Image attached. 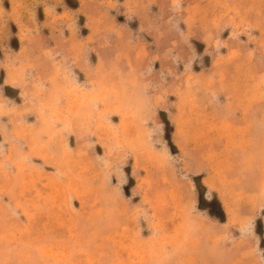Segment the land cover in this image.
Returning <instances> with one entry per match:
<instances>
[{"label": "rangeland", "instance_id": "obj_1", "mask_svg": "<svg viewBox=\"0 0 264 264\" xmlns=\"http://www.w3.org/2000/svg\"><path fill=\"white\" fill-rule=\"evenodd\" d=\"M0 264H264V0H0Z\"/></svg>", "mask_w": 264, "mask_h": 264}, {"label": "trees", "instance_id": "obj_2", "mask_svg": "<svg viewBox=\"0 0 264 264\" xmlns=\"http://www.w3.org/2000/svg\"><path fill=\"white\" fill-rule=\"evenodd\" d=\"M220 211H222V210L220 209Z\"/></svg>", "mask_w": 264, "mask_h": 264}]
</instances>
